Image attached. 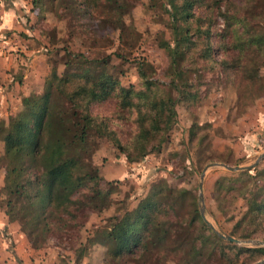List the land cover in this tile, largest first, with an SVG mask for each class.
Returning <instances> with one entry per match:
<instances>
[{"label":"trees","instance_id":"1","mask_svg":"<svg viewBox=\"0 0 264 264\" xmlns=\"http://www.w3.org/2000/svg\"><path fill=\"white\" fill-rule=\"evenodd\" d=\"M52 1L58 10L96 29H114L116 21L129 12L130 2ZM261 1L161 0L172 33L171 41H159L169 58L168 82L153 78L143 61L138 62L140 88L129 86L125 91L94 83L91 74L73 70L79 67L68 62L61 73L53 68L43 92L25 99L23 107L0 125L10 182L8 222L17 221L31 245L37 246L43 229L60 235L83 225L87 210L108 209L111 193L89 172L86 160L95 138H110L129 162L159 150L177 121V104L189 107L199 101L204 72L214 70L215 64L235 85L240 106L263 96L264 31L254 21ZM215 13L224 20L220 31L214 30ZM215 34L223 53L220 61L214 60ZM107 66L108 58L92 62L94 71ZM106 101H113L116 118L131 120L135 126L126 144L107 117L92 113L94 105ZM197 129L193 121L189 140L198 139L201 146L206 136L199 137ZM252 169L254 173L245 169L218 176L213 199L224 217L235 220L228 235L264 240V166ZM190 194L188 189L154 185L136 206L93 232L90 241L113 242L112 256L118 264H128V260L158 264L170 247L179 249L187 264H252L264 259V245L239 246L212 230L200 214L196 196L187 207ZM239 201L244 208L235 219L233 211Z\"/></svg>","mask_w":264,"mask_h":264},{"label":"rangeland","instance_id":"2","mask_svg":"<svg viewBox=\"0 0 264 264\" xmlns=\"http://www.w3.org/2000/svg\"><path fill=\"white\" fill-rule=\"evenodd\" d=\"M256 13L254 21L264 31V0ZM213 17L214 30L220 31L224 20L218 14ZM90 24L58 10L52 0H0V125L23 107L25 99L41 94L47 75L53 68L61 73L65 62L79 67H72L73 70L91 74L94 83L121 91L129 86L140 88V61L149 68L153 78L169 81V58L159 41H171L172 33L161 0H130L129 12L116 21L114 29H96ZM213 43L214 60L220 61L223 53L218 48L216 34ZM104 58H108L107 68L94 71L92 62ZM260 74L264 80V65ZM204 76L199 101L189 107L177 104V121L167 141L142 160L129 162L110 138H95L86 160L89 172L98 176L100 186L111 193L108 209L87 210L83 225L67 228L60 235L43 229L37 246L31 245L17 221L11 225L13 242L0 227V264H118L112 256L113 242L93 243L90 237L107 227L114 216L136 206L158 184L188 189L191 194L187 207L194 195L200 208L202 192L201 203L207 220L218 231H230L235 220H228L218 211L213 183L218 176L231 171L211 165L202 179L201 175L207 165L214 163L250 166L251 173H254L252 168L264 166V156L255 164L264 153V95L240 106L235 85L216 64ZM91 110L109 119L110 127L123 144L131 140L135 126L131 120L115 117L113 101L96 104ZM193 121L198 123V136H206L201 146L198 139L189 140ZM3 151L0 139V221L6 219L10 193L8 162ZM243 208L244 202L239 201L233 211L235 219ZM239 240L237 244L243 247L263 246L259 241L264 243L260 238ZM260 261L264 264V259L252 264ZM127 263L136 264L132 260ZM158 264H187V260L179 249L170 247L160 256Z\"/></svg>","mask_w":264,"mask_h":264},{"label":"water","instance_id":"3","mask_svg":"<svg viewBox=\"0 0 264 264\" xmlns=\"http://www.w3.org/2000/svg\"><path fill=\"white\" fill-rule=\"evenodd\" d=\"M264 156V153H262L261 155H260V157L258 158V160L255 162V164H257L258 163V161L262 158ZM211 165H218V166H223V167H225L226 169H228L229 171H231V172H234V171H240V170H245V169H248L250 166H245V165H235V166H230V165H227V164H223V163H214V164H210V165H207L205 168H204V170H203V172H202V175H201V179L203 178V176H204V172H205V170H206V168L207 167H209V166H211ZM199 188H200V190L202 189V181H200V183H199ZM199 200H200V214H201V216H202V218H203V220L205 221V223L212 229V230H214L219 236H221V237H223V238H225V239H227V240H229V241H232V242H235V243H239L240 242V240L239 239H237V238H234V237H232V236H230V235H228L227 233H223V232H221V231H218V230H216L215 229V227L207 220V218L205 217V214H204V205H203V203H201V201L203 200V194H202V192H200V194H199ZM259 244L260 245H264V243L262 242V241H259ZM263 261H260V262H257V263H255V264H261Z\"/></svg>","mask_w":264,"mask_h":264},{"label":"crops","instance_id":"4","mask_svg":"<svg viewBox=\"0 0 264 264\" xmlns=\"http://www.w3.org/2000/svg\"><path fill=\"white\" fill-rule=\"evenodd\" d=\"M11 225L13 226L14 223H9L8 220H7V216H6L5 220H1L0 221V227H3L5 229L6 235L8 236L7 238L13 242V239H12V236H11L12 235V233H11L12 232V226Z\"/></svg>","mask_w":264,"mask_h":264}]
</instances>
